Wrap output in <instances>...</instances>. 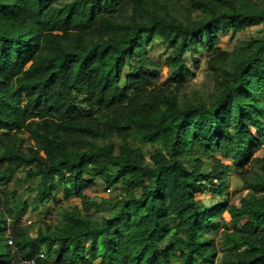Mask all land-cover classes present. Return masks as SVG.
Wrapping results in <instances>:
<instances>
[{
    "label": "trees",
    "instance_id": "obj_1",
    "mask_svg": "<svg viewBox=\"0 0 264 264\" xmlns=\"http://www.w3.org/2000/svg\"><path fill=\"white\" fill-rule=\"evenodd\" d=\"M258 25L264 0H0V264H264V30L220 46Z\"/></svg>",
    "mask_w": 264,
    "mask_h": 264
},
{
    "label": "rangeland",
    "instance_id": "obj_2",
    "mask_svg": "<svg viewBox=\"0 0 264 264\" xmlns=\"http://www.w3.org/2000/svg\"><path fill=\"white\" fill-rule=\"evenodd\" d=\"M264 30V25H258L250 27L242 32L239 33H231L228 32L221 36L220 40V46L221 48L232 50L233 47L236 44L243 43L246 39L249 37H254L257 35H260L262 31ZM148 49V56L152 60L162 61L163 58L167 54V50L164 48V46L159 41H154L153 43L149 44L147 46ZM192 75L188 77V88L187 92L190 93L193 90H197L200 92L201 96L203 98H206L207 95L212 91V82L208 79L205 71V64L202 63L199 65V67H194L192 64L189 65ZM128 74L127 68L123 71V76L125 77ZM166 77V68H162L160 71V81H163ZM146 150H150L151 148L149 146L145 147ZM264 155V145L260 148V151L255 156H262ZM226 164H231L229 161L225 162ZM232 165V164H231ZM237 170L235 167L231 166L230 172L227 174V191L225 197H227L230 202H236V199L241 196V194H244L245 191L242 189V183L240 178L237 175ZM21 177V175H19ZM32 186L35 185V183L31 184ZM22 191V189H19L18 192ZM112 192H106L104 190L103 185L98 182L96 187L91 190L87 191L86 194L93 198H99V197H105L109 198L111 196ZM56 200L60 202L61 206L65 208H69L75 204H78L79 201L75 198H70L69 200H64L62 196V190L58 188L55 191ZM195 198L198 200H201L203 204L207 206H211L213 202L219 200L218 197H212L208 193L203 192H195L194 194ZM33 197V194H26L24 197L26 200L31 199ZM47 210H49V215H46ZM86 214H89L92 218L95 220H99L101 217L105 216L106 213L104 211L99 212H93L91 210L85 212ZM46 216L47 220L56 221L58 218V210L57 207L53 204L50 205V207H47L45 209L42 208H30L25 215V217L22 219V226L24 227H30V229L33 231L36 226H34V222H37L41 219H43ZM218 221L220 222V225H226L230 227V219L227 215L221 216ZM224 228H220L217 232L212 233L213 237L217 241L218 245L219 240L222 237V231Z\"/></svg>",
    "mask_w": 264,
    "mask_h": 264
},
{
    "label": "clouds",
    "instance_id": "obj_3",
    "mask_svg": "<svg viewBox=\"0 0 264 264\" xmlns=\"http://www.w3.org/2000/svg\"><path fill=\"white\" fill-rule=\"evenodd\" d=\"M25 264H31V262L27 261V262H25Z\"/></svg>",
    "mask_w": 264,
    "mask_h": 264
}]
</instances>
